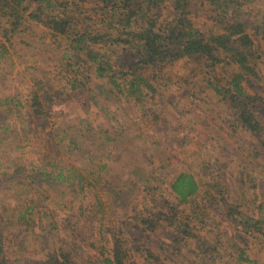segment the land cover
<instances>
[{"label":"rangeland","instance_id":"obj_1","mask_svg":"<svg viewBox=\"0 0 264 264\" xmlns=\"http://www.w3.org/2000/svg\"><path fill=\"white\" fill-rule=\"evenodd\" d=\"M246 1L260 80L247 76L244 86L264 96V0ZM77 3L76 27L99 20L102 3ZM164 5L163 14L167 0ZM191 9L204 5L195 1ZM17 27L0 56V243L7 264H21L13 257L23 255L29 263L43 260L60 243L78 264H102L113 236L137 264H264V223L247 232L237 226V211L264 216V132L239 126L206 86L205 70L179 59L144 69L149 87L140 103L118 94L93 101V79L69 88L65 42L26 17ZM232 66L223 60L214 70L225 77ZM34 85L51 88L38 95L36 108L29 105ZM12 97L23 105L9 112L1 104ZM44 158L76 168L82 178H31ZM180 171L198 183L189 206L169 188ZM26 206L32 222L14 224ZM177 221L191 225L192 237L173 228Z\"/></svg>","mask_w":264,"mask_h":264},{"label":"trees","instance_id":"obj_2","mask_svg":"<svg viewBox=\"0 0 264 264\" xmlns=\"http://www.w3.org/2000/svg\"><path fill=\"white\" fill-rule=\"evenodd\" d=\"M80 1L89 0H0V56L6 52L4 42L19 30L18 21L26 17L41 24L52 40L67 44L68 51L62 53V64L72 74L69 88L82 87L93 79L96 93L88 94L93 101L96 96L118 94L125 101L138 103L147 97L144 87H149L144 69L160 70L179 59L185 64L196 62L207 72L206 86L218 96L229 115H234L239 126L252 135L259 136L264 132V96L250 92L244 86L247 76L260 80L256 62L260 49L252 33L256 25L243 17L246 0H167L169 10L165 14L162 13L164 0H90L102 3L96 13L100 18L79 29L73 18ZM195 1L204 5V9L192 10ZM68 4L74 7L67 9ZM223 60L233 65L226 70L225 77L214 70ZM75 64L82 68H71ZM50 89L47 85L37 86L29 105L32 108L39 106L38 95H50ZM1 105L11 112L23 104L17 97H12L5 98ZM42 162L39 172L29 175L31 178L41 175L45 181L54 179L57 183L73 178L79 182L82 178L76 168H64V163L60 164L56 159ZM169 188L177 203L189 206L198 192V183L192 173L180 171L172 177ZM27 207L24 215L14 217V224L32 222L31 215L26 214ZM237 212L238 223H241L237 226L244 232L261 229L263 215V218H252ZM173 228L181 236L192 237L191 225L185 221H177ZM4 236L0 235L2 239ZM1 243L0 264H7ZM48 254L47 258L31 263L24 255L13 259L22 260L21 264H78L70 248L62 243ZM127 254L122 239L113 236L108 253L102 256L100 263L137 264Z\"/></svg>","mask_w":264,"mask_h":264}]
</instances>
